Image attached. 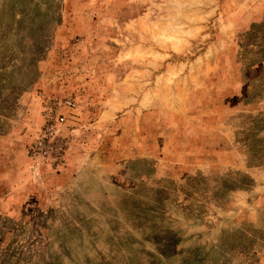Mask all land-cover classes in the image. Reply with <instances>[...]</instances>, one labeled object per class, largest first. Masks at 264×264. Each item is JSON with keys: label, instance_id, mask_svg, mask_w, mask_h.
<instances>
[{"label": "rangeland", "instance_id": "obj_1", "mask_svg": "<svg viewBox=\"0 0 264 264\" xmlns=\"http://www.w3.org/2000/svg\"><path fill=\"white\" fill-rule=\"evenodd\" d=\"M0 264H264V0H0Z\"/></svg>", "mask_w": 264, "mask_h": 264}, {"label": "built area", "instance_id": "obj_2", "mask_svg": "<svg viewBox=\"0 0 264 264\" xmlns=\"http://www.w3.org/2000/svg\"><path fill=\"white\" fill-rule=\"evenodd\" d=\"M74 107L75 102L71 97L44 99L40 125L26 146L30 157L42 160L55 170L65 165L70 139L62 130L66 122V111Z\"/></svg>", "mask_w": 264, "mask_h": 264}]
</instances>
